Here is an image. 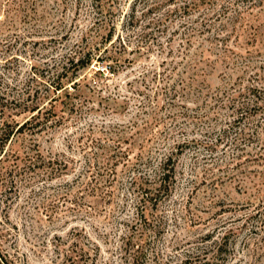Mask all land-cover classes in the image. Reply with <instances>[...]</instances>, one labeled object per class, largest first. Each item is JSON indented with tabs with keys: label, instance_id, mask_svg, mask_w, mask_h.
I'll return each instance as SVG.
<instances>
[{
	"label": "rangeland",
	"instance_id": "obj_1",
	"mask_svg": "<svg viewBox=\"0 0 264 264\" xmlns=\"http://www.w3.org/2000/svg\"><path fill=\"white\" fill-rule=\"evenodd\" d=\"M80 1L0 0L4 92L83 38L99 47L64 82L61 124L6 146L0 264H122L123 238L148 264H264V0ZM169 155L170 196L140 203L133 180Z\"/></svg>",
	"mask_w": 264,
	"mask_h": 264
},
{
	"label": "trees",
	"instance_id": "obj_2",
	"mask_svg": "<svg viewBox=\"0 0 264 264\" xmlns=\"http://www.w3.org/2000/svg\"><path fill=\"white\" fill-rule=\"evenodd\" d=\"M80 3L81 1L79 0L78 4L80 5ZM191 5L195 7L198 6L197 3H188L185 4V6L179 11L181 12L184 10V13H187L189 12V9L193 7ZM151 10L152 8H149L148 12ZM100 14H102V12ZM172 14H174V12H168L165 20L172 17ZM129 18L130 21L136 18L134 10ZM108 22H112V20L107 19V16L104 19L97 18L92 27H94L97 23H107L110 25ZM136 22H138V20H136ZM162 25L163 20L158 22L157 27L162 29ZM60 31H66V26H64ZM188 31H191V29L188 28ZM163 32L164 31L162 30V33ZM63 37H65V35ZM112 38L113 34L112 32H109L107 40ZM85 42V38H83L82 43L79 41L75 42L67 52L61 54L59 60H55L48 68L38 72L37 69H35L36 71L32 72V76H30L24 83V87L21 92H18L17 94H10L7 91L4 92L0 90V166L3 162H5L8 155V152L6 151L7 144L10 143L16 136L27 133L28 131L32 135L42 133L47 129V127H55V125L61 124L62 121L60 119L51 118L57 114L55 103L61 98L62 93H65L66 96H71L68 90L70 88L75 89L77 83L74 82L72 87L65 85L64 82L66 80L71 81L73 77L79 74L81 69L87 67L96 56L94 50H99L97 44L94 45L93 43L91 44L89 42ZM142 44H145V42H142ZM43 87L46 88L44 89L46 92H48V90H52L50 93H52L53 96L50 98L48 94L42 96L41 92ZM47 99L49 100L44 103ZM232 101H234V98H232ZM48 105L51 106L50 109H46ZM69 105H71V110L73 111L74 105L72 103ZM9 110L19 114L29 112L30 115L22 123L15 120V118H12L11 122H7L8 120H6V117L9 116L7 115ZM146 175V173L143 174L144 177H140V181L133 180L132 185L135 186V191L138 192V200L140 203H152L153 206L156 207L162 200L167 199L170 196V192L175 185L176 168L173 164V155H169L165 160L161 161L156 168H153L151 173H148V176ZM139 206L141 207V205ZM139 206L138 210L140 209ZM137 214H139V212ZM124 239L125 238L122 240L125 242L120 247L122 264H148L149 260L147 259L145 245L142 243H132L131 240L126 241ZM92 251L94 252H92V254L95 258L101 255V249L95 243ZM73 253H76L75 250H73ZM80 253L81 254L78 253V256L81 255V257H83L87 254V250L82 248ZM192 259L193 258L191 256H188L185 259L184 264H197L195 262V258L194 260ZM93 262L95 263L96 260Z\"/></svg>",
	"mask_w": 264,
	"mask_h": 264
}]
</instances>
